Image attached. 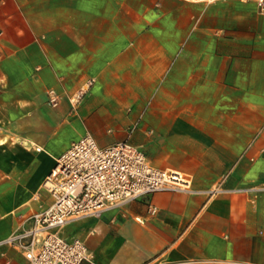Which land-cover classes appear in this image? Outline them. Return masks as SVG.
Here are the masks:
<instances>
[{
	"label": "crops",
	"instance_id": "1",
	"mask_svg": "<svg viewBox=\"0 0 264 264\" xmlns=\"http://www.w3.org/2000/svg\"><path fill=\"white\" fill-rule=\"evenodd\" d=\"M85 135L100 147L128 142L190 181L189 192L58 231L81 240L94 264H264V14L255 3L0 0V264H28L5 242L49 207L43 183Z\"/></svg>",
	"mask_w": 264,
	"mask_h": 264
},
{
	"label": "built area",
	"instance_id": "2",
	"mask_svg": "<svg viewBox=\"0 0 264 264\" xmlns=\"http://www.w3.org/2000/svg\"><path fill=\"white\" fill-rule=\"evenodd\" d=\"M182 1L212 4L224 0ZM240 1L255 3L264 14V0ZM91 84L88 81L69 97L71 107L78 106ZM48 98L51 107H57L58 96L53 91ZM43 188L51 197L49 207L32 215L30 227L5 244L20 252L28 264H94L81 240H64L58 231L159 192H189L190 181L179 172L152 167L144 153L128 142L100 147L85 135L58 157ZM155 213L150 207L149 214Z\"/></svg>",
	"mask_w": 264,
	"mask_h": 264
}]
</instances>
